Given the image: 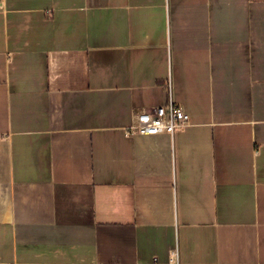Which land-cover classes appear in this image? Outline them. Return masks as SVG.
<instances>
[{
	"label": "crops",
	"instance_id": "0c3cea01",
	"mask_svg": "<svg viewBox=\"0 0 264 264\" xmlns=\"http://www.w3.org/2000/svg\"><path fill=\"white\" fill-rule=\"evenodd\" d=\"M172 259L264 264V0H0V264Z\"/></svg>",
	"mask_w": 264,
	"mask_h": 264
},
{
	"label": "built area",
	"instance_id": "2783aa9c",
	"mask_svg": "<svg viewBox=\"0 0 264 264\" xmlns=\"http://www.w3.org/2000/svg\"><path fill=\"white\" fill-rule=\"evenodd\" d=\"M190 123L191 116L180 105L172 101L152 111L137 114L130 131L143 136L173 135ZM170 264H176L174 259Z\"/></svg>",
	"mask_w": 264,
	"mask_h": 264
}]
</instances>
